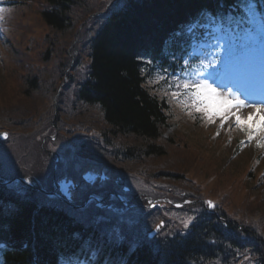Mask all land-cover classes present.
<instances>
[{"label":"rangeland","instance_id":"1","mask_svg":"<svg viewBox=\"0 0 264 264\" xmlns=\"http://www.w3.org/2000/svg\"><path fill=\"white\" fill-rule=\"evenodd\" d=\"M26 1H29L28 6L16 13L14 28L10 31L14 45H10L6 53L11 52V56L0 62V133H9L5 141L0 139V148L3 149V157L8 164L2 161L0 166L7 178L22 173L35 175L33 172L36 171L40 177L39 171H44L41 180L46 179V184H49L55 173L50 176L49 169L53 167L55 170L54 161L57 159L51 151L55 150L63 159V153L76 149L70 146V143L73 145L71 140L75 141L78 148L82 137L87 134L86 126L95 127L103 138V145H96L100 151H80V159L74 162L67 157L57 174L67 169L82 178V174L78 173H82L83 169L88 170L97 161L115 172L116 176H122V181L124 176L132 186L131 192L164 189L179 197L181 195L178 193L185 192L184 195L195 199L191 204H184L182 207L186 205L185 208L201 205L203 197H214L219 199L212 209L214 212L219 213L223 209L226 217L260 230L257 232L258 236L264 232V185H256L258 171L254 178L247 177L253 158L260 152L264 154V146H260L264 144V139L257 136L246 144L244 154L235 155L236 139L248 137L245 132L229 123L225 130L217 131L215 127L213 134L214 129L209 126H215L214 122H210V125L198 123L185 111H180L178 103H175L176 117L172 118L173 125L165 129L158 144L164 154L152 158H142L141 155L138 159L124 156L121 152L140 140L134 135L110 132L104 122L102 108L98 105L80 104L77 96L80 83L86 76L85 66L89 63L88 36L98 26L86 31L84 20L96 10L101 11L107 0H74L71 11L69 10L72 27L66 32L53 31L42 19L39 10H36L39 9L38 4L33 0ZM47 38L49 40H45ZM9 59L10 63L4 62ZM80 63H84L83 71ZM25 73H39L42 80L38 90L31 92L17 81ZM28 108L33 112L31 119L26 117L25 122L17 121V115L29 112ZM9 120L13 121L11 125ZM255 121L253 117L248 126L252 127ZM53 124L55 127L57 124L62 127L55 131ZM79 125L85 128L78 130ZM52 132L58 133V138H62L57 144L49 138L48 134ZM228 137L233 139L226 144ZM10 150L14 152L15 163ZM145 173L148 179L152 177L151 181L156 183L145 184ZM96 181L98 183L100 179ZM97 183H88L86 186L95 187ZM113 183L110 179L104 182L109 186H113ZM141 185L149 188L142 190ZM89 192L86 190L84 198ZM202 209V206L191 212L182 209V214L177 212L181 210L166 211L170 213L172 222L179 221L184 226L187 222L189 226Z\"/></svg>","mask_w":264,"mask_h":264},{"label":"trees","instance_id":"2","mask_svg":"<svg viewBox=\"0 0 264 264\" xmlns=\"http://www.w3.org/2000/svg\"><path fill=\"white\" fill-rule=\"evenodd\" d=\"M21 1L23 4L16 13L28 6L29 1ZM73 1L33 0L43 3L42 8L35 9L57 32H66L72 27L69 10ZM239 1L130 0L123 11L108 18L92 39L88 77L81 84L78 97L85 104L102 108L110 132L134 135L140 140L126 147L121 152L124 156L135 159L141 155L142 158L163 155L158 144L169 126L170 107L164 97L147 86L148 76L144 74L140 56L149 54L162 63L165 52H174L165 41L176 27L203 9H213L221 2L239 7ZM8 35L10 37V32ZM34 74L25 73L17 81L31 92L38 90L42 78L39 73ZM28 110L30 113L17 115V121L25 122L26 117L30 118L33 112ZM19 209L8 218L0 217V236L13 241L15 247L6 255L8 264H54L56 249L66 244L71 236L68 225L59 219V213L36 211L34 204H25ZM198 231L200 235L181 238L179 242L169 240L163 249L162 261L165 264L214 263L213 258L207 257L211 249H216L214 233L204 229ZM141 255L151 260L149 252L142 251Z\"/></svg>","mask_w":264,"mask_h":264},{"label":"snow or ice","instance_id":"3","mask_svg":"<svg viewBox=\"0 0 264 264\" xmlns=\"http://www.w3.org/2000/svg\"><path fill=\"white\" fill-rule=\"evenodd\" d=\"M4 9H0V20H3ZM215 61L204 63L200 61L199 67L189 71L192 67L190 61H185L186 67L181 68L182 75L174 77V84L169 83V90L175 88L176 91H171L173 98H179L178 102L182 103L189 111L203 114L209 122H215L219 118L220 126L223 128L228 121L232 120L237 128L245 132L249 141L259 136L264 139V116L257 117L252 127H248L246 121L253 120V117L258 113H264V100L257 104L254 101H246L240 99L231 88L219 89V86H214L215 80L219 76L217 69L213 67ZM211 69V71H209ZM212 81V82H210ZM249 108L255 111H250L247 116L243 114V109ZM5 138L7 134H4ZM264 146V144L260 145ZM208 208H214L215 205L207 202ZM188 223H185V227Z\"/></svg>","mask_w":264,"mask_h":264},{"label":"bare ground","instance_id":"4","mask_svg":"<svg viewBox=\"0 0 264 264\" xmlns=\"http://www.w3.org/2000/svg\"><path fill=\"white\" fill-rule=\"evenodd\" d=\"M163 194H165V192L160 193V195H163ZM9 196H10V195H9Z\"/></svg>","mask_w":264,"mask_h":264}]
</instances>
